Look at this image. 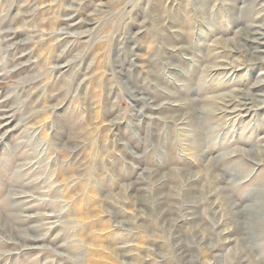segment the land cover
<instances>
[{
	"label": "rangeland",
	"instance_id": "374dc122",
	"mask_svg": "<svg viewBox=\"0 0 264 264\" xmlns=\"http://www.w3.org/2000/svg\"><path fill=\"white\" fill-rule=\"evenodd\" d=\"M251 23L264 0H0V264H264V106L219 97L264 93Z\"/></svg>",
	"mask_w": 264,
	"mask_h": 264
},
{
	"label": "bare ground",
	"instance_id": "6f19581e",
	"mask_svg": "<svg viewBox=\"0 0 264 264\" xmlns=\"http://www.w3.org/2000/svg\"><path fill=\"white\" fill-rule=\"evenodd\" d=\"M255 1H257V0H255ZM262 29H264V26L263 25H258V24L251 23V24H248L247 28L246 29L244 28L243 31L241 32L243 34L241 36L246 41H248V42L250 41L252 43V45H253V43L254 44H257L255 46L256 48H258L257 50L255 49L257 52H259V48L264 44V41L259 40L261 38L264 39V33L263 32H260ZM257 35H260V36H257ZM260 60L261 61H264V59H260ZM220 69H228V68L227 67H217V68H214L213 70H220ZM253 88H257V89H263L264 88V72L260 73V77L258 78V81L256 82V84L254 85ZM257 96H264V93H262V94L256 93L255 94V93H253L251 91H246L244 93H241V95H236V94L234 95L231 92H225V93H222V94L219 95V97L221 99V102L220 101L219 102L222 105L221 107H225L226 108L225 109L226 115H230L231 113H234V112L240 110V109H237L238 106H245V105H248V104H252V106L248 108L247 112H250L251 113V112L254 111L256 113L257 110H259L262 106H264V98H259ZM248 101H250V102H248ZM233 105H235V107L229 110V108H231V106H233ZM260 105H262V106H260ZM211 110L212 109L202 108V109H199L198 111H200V115H204L205 116V115L210 114ZM4 118H7V117H4ZM261 138L263 140H262V142L259 145V147H261V148L258 149V150H260L259 152L264 153V136H262ZM231 156H232V153L231 152L225 151L223 153H220L218 156L212 158V161L211 160L210 161H211V163L213 162V164L216 163L218 165L221 162L222 159H227V158H230ZM260 163H262V162H260ZM220 170H222V173L225 174L230 169L228 167H224V169H220ZM220 179L223 180L224 177H221ZM262 188H263L262 187V184H259L257 187H255L252 190L251 193H252V195H258L257 198H256V200L253 199L254 200V201L252 200L253 202L247 204L246 207H244L242 209V211H239L238 212V213H240L239 216L241 215V213L244 214V220L243 221H238V225L239 226H243V227H246V229L248 228V229H251V230L252 229L254 230L256 227H263V224H264L263 223L264 222V219H263L264 218L263 217V214H264V196H263L264 190L263 189L264 188L263 189ZM237 229H238V227H237ZM238 230H240V229H238ZM249 234H250L249 235L250 237H253V236L256 237V234L253 235L254 233H252V231L249 232ZM259 236H260V234H259ZM40 240H42V238H34L33 237V238H30L29 241H31L34 244L36 242H39ZM254 244L256 245L257 242L254 243ZM253 248H254V246H253ZM92 263L93 262L90 261L89 264H92Z\"/></svg>",
	"mask_w": 264,
	"mask_h": 264
}]
</instances>
